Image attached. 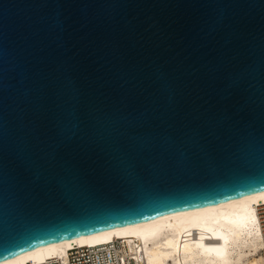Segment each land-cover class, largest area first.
I'll return each mask as SVG.
<instances>
[{
	"label": "water",
	"instance_id": "95a60500",
	"mask_svg": "<svg viewBox=\"0 0 264 264\" xmlns=\"http://www.w3.org/2000/svg\"><path fill=\"white\" fill-rule=\"evenodd\" d=\"M264 192V0H0V263Z\"/></svg>",
	"mask_w": 264,
	"mask_h": 264
},
{
	"label": "bare ground",
	"instance_id": "6f19581e",
	"mask_svg": "<svg viewBox=\"0 0 264 264\" xmlns=\"http://www.w3.org/2000/svg\"><path fill=\"white\" fill-rule=\"evenodd\" d=\"M264 192L44 246L0 264L67 262L74 248L112 249L136 264H264L258 220Z\"/></svg>",
	"mask_w": 264,
	"mask_h": 264
},
{
	"label": "built area",
	"instance_id": "2783aa9c",
	"mask_svg": "<svg viewBox=\"0 0 264 264\" xmlns=\"http://www.w3.org/2000/svg\"><path fill=\"white\" fill-rule=\"evenodd\" d=\"M259 225L262 231L264 240V205L259 207L257 212ZM118 243L112 247V249H97L92 250L88 247L74 248L67 254L66 264H136L132 258H121L118 249ZM47 264H62L57 260L48 262Z\"/></svg>",
	"mask_w": 264,
	"mask_h": 264
}]
</instances>
